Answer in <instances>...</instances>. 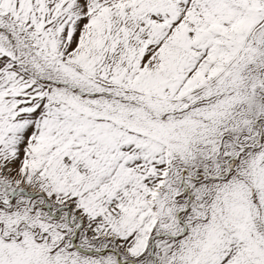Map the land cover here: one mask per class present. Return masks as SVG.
<instances>
[{
	"label": "snow or ice",
	"instance_id": "obj_1",
	"mask_svg": "<svg viewBox=\"0 0 264 264\" xmlns=\"http://www.w3.org/2000/svg\"><path fill=\"white\" fill-rule=\"evenodd\" d=\"M0 264H264V0H0Z\"/></svg>",
	"mask_w": 264,
	"mask_h": 264
}]
</instances>
